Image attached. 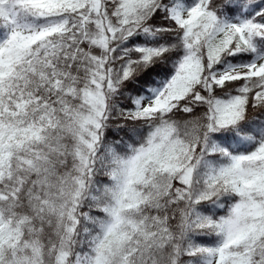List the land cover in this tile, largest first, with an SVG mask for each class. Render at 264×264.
<instances>
[{
    "label": "snow or ice",
    "instance_id": "obj_1",
    "mask_svg": "<svg viewBox=\"0 0 264 264\" xmlns=\"http://www.w3.org/2000/svg\"><path fill=\"white\" fill-rule=\"evenodd\" d=\"M0 264H264V0H0Z\"/></svg>",
    "mask_w": 264,
    "mask_h": 264
}]
</instances>
